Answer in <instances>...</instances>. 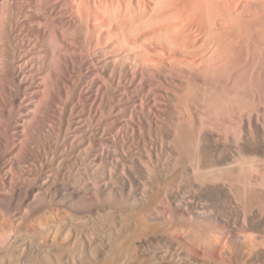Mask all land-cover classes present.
I'll return each mask as SVG.
<instances>
[{"label": "rangeland", "instance_id": "374dc122", "mask_svg": "<svg viewBox=\"0 0 264 264\" xmlns=\"http://www.w3.org/2000/svg\"><path fill=\"white\" fill-rule=\"evenodd\" d=\"M260 6L262 7L260 8ZM256 7L257 6H252L251 8H249L250 14L248 12H243L241 15L242 18L239 15H237V17H234L235 14L230 15V19L232 18V16L233 18L232 20L229 19V24H233L231 25L232 28H236H234V30L230 26L228 32L230 30L234 31H232V33L230 31L228 33L229 36L226 34V39L229 41L228 42L226 40L228 43L227 48H229L227 50L229 52L227 54V59H230H228V62L226 63L227 65L225 64L226 66H224V68L222 67L223 65H220L219 59H217L218 63L215 60V62L219 64V67H217L215 62L213 64V67L214 69L216 68V71L211 66L213 70L209 71H211L212 74L210 73L208 77H200L197 79V87L194 88V92H196V95H198L197 98L193 97L195 93L194 95L187 93L189 92H186L187 88L185 91H183L180 90L181 87L178 86L180 87L178 91V87L175 88L171 84L168 85L167 83L166 85L165 83H163V81V84H161V82H156L155 85V81H151L153 82L152 84L154 86L151 84V82L148 81L149 83H147L151 85L150 87L146 84V82L142 84L136 83V85L134 83L135 86L131 84L132 87L129 86L131 89L127 87V89L125 90H118L117 87H115L116 90L112 87L99 88L93 74H88V72L85 73L78 66L71 71V68L68 69L69 67L65 69L63 64V66L61 64L58 65L59 69L57 68V70H53L57 73L54 72L52 74L53 76H50L51 78L53 77L52 79H47L50 84L46 82V84L48 83V87L45 85L47 87L46 89L41 88L42 90L40 89L41 91L38 90L37 92V89H35V87L33 88L32 86H29L26 89L20 88L17 82L18 78H25L26 81L30 83L31 80L36 77L35 73H33L34 67L33 69L28 70L27 68H24V64H28L30 61L31 63L29 64H35V62L32 61H34L33 56H36V53L37 57L39 54L41 58L48 55L50 56V52L49 54H45V52H47L49 47L51 46L52 48L54 47L56 49L57 47H55V45L53 46L52 44H55L57 41L54 42V39L52 40L51 38H49L51 36L48 33L47 35L45 33V36L41 35L43 38L47 37L46 39L44 38V41L40 40L42 39L41 36H36L37 32L34 31L30 33L23 31L25 34L24 35L23 32L21 30L19 32L18 29L16 32L14 31V33H10V35L8 36L9 38L6 37V39H4V44L6 46L8 44L6 49L9 50H7L9 54L7 53V55L10 57V59L13 60L12 62H8L9 64L6 65L8 70L5 69L6 67H3V70H1L2 74H0V81L2 80L0 82V108L2 107L0 109V128L2 127L0 129V164L2 166L6 162V166L8 165L9 167H12L10 166L11 161L15 162L16 165H13V171L15 174L18 173L16 176V180L18 182L16 181L17 183L15 184H18V186L20 185L22 187H19L20 189H18V186L16 185V189L20 191H18L19 193H17L16 195H10V198L8 199H0V225H6L8 223L7 225L11 224L13 228L20 225V227H30L33 221L37 222L38 219L39 221H50L53 219V217H63L65 214L69 213V209L67 210V208L63 207L64 201L68 200L69 198L72 199L71 197H73L72 194H70L71 192L69 191L70 187L75 182H80L82 178H84L85 167L86 170L88 167V159L90 160L95 155V153L97 155L99 154L98 156L99 158H101V164L99 163L100 165L97 167L100 171L102 169H110L112 165H116V162L117 164L123 163L122 165H126L125 169L128 170V164L131 163V161L139 163V159L143 160L145 158L144 160H146L145 152L146 150H148L147 152L151 153L153 159V165L151 163V166L154 170L153 179L155 182H153L167 183L170 181L172 187L169 191L170 193L168 192L167 194V201L169 203L167 212L165 211V215L160 214L159 216L153 217L151 221L155 225H153V231L157 234L159 233L160 236L158 235V238L161 237V240L163 241L157 239L156 242L153 241L149 243L142 253L136 252L139 254H137V256H139L138 259H140L138 260L139 264H264V6L263 4L259 5V10L258 7ZM26 33L30 36L29 38H26L28 37ZM31 33L34 35L32 36ZM34 36H36L40 41ZM31 38L37 42L35 43L31 40ZM27 42L29 44L31 42H34L36 48L39 46L40 47L39 49L37 48L36 51L34 50L36 48L33 49L34 44L31 43L29 45ZM39 43L41 45H39ZM65 44L66 43H64L63 45ZM56 45H58L59 48V42ZM27 46L28 48H26ZM41 47L43 49L45 48L44 52L42 51ZM52 48H50V50ZM34 51H36V53ZM216 53L217 52H215V55ZM197 56L199 58L202 57L200 55ZM198 57H196L197 61H203V58H200L198 60ZM40 60L42 59H39V61ZM43 61L44 63L47 62L48 64L47 59L46 61L45 59H43ZM201 62L198 63L200 64ZM38 65H40V63ZM199 67H201V65H199ZM25 69H27L28 71H25ZM222 70H225L224 73ZM6 73H9L10 75H7ZM30 74L32 75L30 76ZM68 81H72L71 84L70 82L68 83ZM74 82L76 83L74 84ZM182 82H184L185 85V81ZM64 84L69 85L68 92H71L72 96L70 95V93H67L68 95H70L69 97L68 95H65V93L63 92V89L65 87ZM167 88L171 89H169L170 91L168 90L169 92H171L172 90L178 91L177 94L180 91L182 92V94L183 92H185L187 93V97H189L188 94H190L193 99L188 98L186 99V102L185 97H182L184 96V94L181 95L180 92V94L178 95L182 97V100L184 98V101L186 103L178 100V96L176 94L175 98H177V100L175 101L177 102L176 104H174L175 98L173 97V95H170L171 93H166L165 90ZM183 89H185V87ZM32 91L39 94H37L36 96V94H33ZM175 91L172 93L174 94ZM55 93H57V96ZM202 94L206 98H204ZM14 96L18 98H15ZM44 96L47 98H44ZM60 96L62 99L59 98ZM66 96L68 98H66ZM22 97L24 99H22ZM70 97L73 98L70 99L71 101L69 100ZM172 97L174 99H171ZM38 98H41L40 100L43 101V109L41 108L43 113L41 112L39 113L40 115L38 114L35 116L36 118H33V121H31L32 123L30 124V126H28L29 128L27 127L26 133L24 135L22 134L23 136L21 135L22 138H20L21 140L19 139L20 142L19 140L13 139L12 137L15 135L16 131L14 130V117L19 114L18 110L23 105H25V107H28L30 105L33 106V103L36 104L38 102ZM58 98L62 101L60 102ZM154 99L157 101H155ZM179 101L182 102V104H179ZM171 102L173 103L172 105H174L173 107L171 105ZM57 104L62 105L60 106V108L63 107L61 111H64V113L60 114L58 112L57 114L53 115L54 110L52 109H54V105ZM177 104L180 106H178ZM65 106L67 107V111L64 109ZM181 106L183 107V109ZM98 107L104 112L102 113L100 110H98ZM158 107L161 108V110L157 109ZM94 108L99 111V114L96 115H99V117L94 116L92 113L93 111H90ZM173 108L175 111L172 110ZM6 109H8L9 111ZM69 109L71 110L68 111ZM177 109H179L180 111H178ZM167 111L169 112V114ZM65 112L70 113L65 114ZM178 113L180 114L179 116L177 115ZM170 115H173L174 119ZM174 115L177 116L174 117ZM176 117H180L183 121L182 124H184L185 126L187 125V127H191L194 125L198 130L196 131L198 132V135H201V137H198L199 139L201 138L199 140L201 142H199L200 144L198 146V149H194L192 151L193 154L190 155L192 158L189 155L181 156L178 153L177 148H175L173 144H164V139L169 140L172 138L170 137V135L172 134L173 136V130L170 129L172 131L171 132L168 129L172 126L170 124L172 120V124L176 123L174 122L178 119H175ZM190 117H192V120ZM3 118L5 120H3ZM188 123H191L192 125H189ZM87 124L88 126H86ZM168 124H170V127L168 126ZM95 126L98 132H100L99 134L103 135L102 133H104V136L109 139V143L104 144V142H102L104 144L103 145L101 141L98 142L97 138V141H95V135L93 134V131H91L95 129ZM194 126L191 128H194ZM93 127L94 129H92ZM66 131L69 134L66 133ZM149 136L152 138H150ZM158 136L160 138H158ZM8 137L9 139H7ZM237 138H239V140ZM82 142L84 143V146H82ZM96 142H98V144L100 145H98V148L96 147ZM235 142H238V144H236ZM78 154L80 157L78 156ZM129 157L131 159H129ZM191 159H193L192 163H190ZM9 160L10 162H8ZM195 160H198L199 162H196ZM39 161L40 163L42 161V163L45 164V167L47 166L46 168L49 171H47L45 167L44 168L47 172H50L49 175H51L49 177V181L45 183V188H43L42 190L43 192L40 191L38 195H36L38 199L36 198L33 200V202L35 203L34 204L30 200V197H28L29 195H27V191H29V188L31 186L33 187V184L31 183V185L29 184V186L28 184L23 183L24 185H21L22 183L20 182V180L22 176L25 177L29 175L27 173H30V168L36 166L38 167L40 164ZM82 161L85 162L83 163ZM17 163H19L21 166ZM196 165L198 167H196ZM197 168H199L200 170L202 169V171L199 170V174L197 173ZM96 169L94 170L95 173ZM131 170L133 174L135 173L134 176H136V179H134L133 181V187L131 188V190L128 189V191H126L124 198H122L123 201L121 199L120 203H132L133 206L138 209L142 203L140 204V201L137 198H140L143 192L141 191L142 189L140 188L137 180L141 176L142 170L140 171L139 168H133ZM32 171H34V168ZM20 172L21 174H19ZM76 173L78 175H75ZM67 175L69 176L67 177ZM198 176L200 178H198ZM201 177L204 179H202ZM76 178L77 181H74L76 180ZM178 181H180L181 183ZM25 185H27L28 188ZM53 185L55 188H53ZM32 187L30 189L34 188ZM67 187L69 188V190H67ZM61 190L64 195L61 198H57L58 196L53 194V192H61ZM64 190L66 193L63 192ZM140 192L142 193L140 194ZM111 193L109 192L108 195H105V197L112 199L113 196ZM176 202L181 203V206L178 207L175 204ZM48 203L49 205H47ZM85 207H89V205L86 206L85 204ZM1 210L3 211V213ZM194 210L200 211L201 214H197ZM56 214L58 215L56 216ZM32 215H34L33 218ZM29 218L32 219V221ZM4 220L6 222H4ZM26 220L28 223L26 222ZM176 244H179L180 246ZM163 260L164 262H162ZM136 263L137 262H135L134 264Z\"/></svg>", "mask_w": 264, "mask_h": 264}, {"label": "bare ground", "instance_id": "6f19581e", "mask_svg": "<svg viewBox=\"0 0 264 264\" xmlns=\"http://www.w3.org/2000/svg\"><path fill=\"white\" fill-rule=\"evenodd\" d=\"M262 4L264 6V0H0V72H1V70H3V67H6V65L9 64L8 62H10V61L12 62V60H13V59H10V57L7 55L9 50L6 49V47L8 46V44H7V46L4 44L5 43L4 39H6V37H8L10 35V33H12V32L14 33V31L16 32L19 29V32H20V30L22 32L24 31V32H29V33L33 32V31L37 32L36 36H38V37H40L41 35L45 36V33H46V35L48 33L51 36V37L48 36L49 38H51L52 40L54 39V42L57 41L55 44H52L53 46L55 45V47L58 48V45H56V44L58 42L60 44L58 49L57 48L55 49L54 47L52 48V46L49 47L48 51L46 49V51L48 53L45 52V54H49V52H50V56L49 55L44 56V57L42 56L43 58H41L39 56V54L37 57V53H36L37 48L39 49L40 46L36 48V45L34 44V42L36 43L37 41H34L31 38V40L34 41L33 43L31 42L32 44H34L33 49L36 48V49H34V50H36V51H34L36 53V54L34 53L36 56L32 55L33 59H34V61H32V62H35V64H33V63L29 64V63H31V61L28 64H24L25 63V61H24L23 64L25 66L24 68H27L28 70L33 69V67H34V69H36V70L33 69V73H35L36 77H34L33 80L29 79V80H31L30 83L27 82L25 78H18L17 82H18V85L20 88L26 89L27 87L32 86L33 88L35 87V89H37V92H38V90L41 91L42 90L41 88L46 89L48 87L47 86L48 83L50 84V82H48L47 79L48 80H49V78L52 79L53 77L51 78L50 76H53L52 74L54 72H56L53 70L54 69L57 70V68L59 67L58 65L63 64L65 69L69 67L68 69L71 68V71H72L73 69H75L78 66L85 73L88 72V74L89 73L93 74L95 77L94 79H95L97 86L99 88H102V87L103 88L104 87L105 88L106 87L107 88L108 87L115 88V87H117L118 90L119 89L125 90V89H127V87L131 86V84L134 85V83H135V85H136V83L142 84L145 82L150 87L151 85H149L148 83L151 81H155L154 85L156 82H159V83L161 82V84H163V83H165V84L167 83L168 85L171 84L175 88L180 86L181 87L180 90L185 91L187 88L186 92L189 91L187 93H190L191 95H194V93H195V95H196V92H194V88L197 87L196 86L197 85V79L200 77H208L210 75L211 71H209V70L214 69L213 64H214L215 60L217 61V59H219L220 65L221 66L223 65L222 67L224 68V66L227 65L226 63L228 62V59H230V58L227 59V57H228L227 54L229 53L227 50L229 48H227V45H228L227 41L228 40L226 39V36L227 35L229 36L228 33L231 31L230 30L228 32L229 27L231 25H233L231 23L229 24V19L231 17L230 15L235 14L234 17H237V15H239L241 17L243 12L249 13L250 12L249 8H251L252 6H257L258 10H259V5H262ZM261 7L262 6H260V8ZM248 13H246V14H248ZM232 18H233V16H232ZM232 18L230 20H232ZM231 28H232V26H231ZM234 28H232V29H234ZM234 30H232V31H234ZM237 30H239V29H237ZM232 31H231V33H232ZM24 32H23V34H24ZM33 35L34 34H32V36ZM36 36H34V37H36ZM29 37L30 36L28 35V37H26V38H29ZM41 38L42 39H40V40L44 41V38L46 39L47 37L43 38L41 36ZM61 41H62V43L63 42L66 43L65 44L66 46L63 45L64 43L62 44ZM46 43H45V45H46ZM39 45H41V44L39 43ZM9 46H11V45H9ZM37 46H38V43H37ZM26 48H28V46ZM50 48H52V49L50 50ZM41 49L43 52L45 51L44 50L45 48L43 49L41 47ZM12 50H14V49H12ZM215 52H217L216 53L217 56L215 55ZM20 55H21V53H20ZM40 55H41V53H40ZM197 55L202 56V57H200V58H203V61L201 60L202 62L199 60L200 58ZM46 57H49V58H46ZM196 57H198L199 61L196 60L197 59ZM38 58L42 59V60H40L41 62L39 61ZM43 59H45V61L47 59L48 64H47V62L44 63ZM26 61H27V58H26ZM38 62L40 63V65H38L39 64ZM198 62H201V63L199 64ZM21 63H22V61H21ZM217 63H218V61H217ZM217 63H216V65H217V67H219V64H217ZM198 64L201 65V67H199ZM211 66L213 69L211 68ZM5 69H7V67ZM27 69H25V71ZM68 69H67V71H68ZM12 70H14V69H12ZM225 70H226V68H225ZM74 71H76V70H74ZM224 71H223V73H224ZM61 73H63V72H61ZM0 74H2V72ZM31 75L32 74H30V76ZM24 76H26V75H24ZM33 76H34V74H33ZM63 76H65V75H63ZM216 76H217V74H216ZM65 78H67V77H65ZM65 80H67V79H65ZM162 81H163V83H162ZM182 81H185V85H184V82H182ZM46 82H48V83L46 84ZM69 82L71 84L72 81H68V83ZM9 83H11V82H9ZM75 83L76 82H74V84ZM152 83L153 82H151V84ZM181 83H183V84H181ZM64 85H65V87L63 89L64 90L63 92L65 93V95H68L69 93L71 95V92H68L69 91L68 90L69 85L68 84H64ZM79 85H80V83H79ZM183 85H184L185 89H183L184 88ZM56 87H57V85H56ZM180 87H178V91H179ZM72 89H74V88H72ZM129 89H131V88L129 87ZM169 89L167 88L165 90L166 93H168L171 90V89L170 90ZM209 89H210V87H209ZM0 90H1V87H0ZM115 90H116V88H115ZM33 91H34V89H33ZM79 91H81V90H79ZM174 91L172 90L171 92H169V94L171 93L170 95L171 96L173 95V97L175 98L176 97L175 95L177 94L178 91H175V93L173 94L172 92H174ZM97 92H98V90H97ZM180 92L178 94H180ZM198 92H197V94H198ZM222 92H223V90H222ZM16 93H17V91H16ZM187 93L183 92L184 96H182V97H185L186 102H187L186 99L192 98V96L190 94H188L189 97H187V95H186ZM33 94H36V96H37V94H39V93L33 92ZM42 94H43V92H42ZM55 94L57 96V93H55ZM155 94H157V93H155ZM169 94H168V96H169ZM178 94H177L178 100L183 101V103H186L184 101V98L182 100V97ZM183 94L181 92V95H183ZM70 95H68V97ZM195 95L193 97L197 98L198 95H196V96ZM4 97H6V96H4ZM68 97L66 96V98H68ZM173 97L171 99H174ZM203 97H204V95H203ZM15 98H18V97H15ZM44 98H47V97L44 96ZM59 98H61V96ZM204 98H206V97H204ZM22 99H24V98L22 97ZM40 99L38 100V102L36 104L33 103L32 104L33 106L30 105L28 107H25V105H23L20 107V109L18 110L19 114L14 117L15 119L13 118L15 120L14 121L15 129L14 130H16L15 135L12 133L14 135L12 137L13 139L19 140L20 138H22L21 135L22 134L24 135L26 133L27 127L30 126V124L32 123L31 121H33V118H36L35 116L42 112V109H43L42 106L44 104H43V101ZM70 99H73V98L70 97L69 100ZM175 100H177V98L174 99V102H175L174 104H176V102H177ZM61 101L62 100H60V102ZM67 101H68V99H67ZM72 101H74V100H72ZM155 101H157V100H155ZM170 101H172V100H170ZM52 102H53V100H52ZM110 102H111V100H110ZM172 102H171V105L173 104ZM27 103H28V101H27ZM47 104H48V102H47ZM58 104L54 105L55 108L52 109V110H54L53 115L57 114L58 112L60 114L64 113V111L63 112L61 111L63 107L60 108V106H62V105H58ZM179 104H182V102H180ZM96 106H98V105H96ZM173 106L174 105H172V107ZM178 106H180V105H178ZM66 108L67 107L65 106L64 109L66 110ZM70 108H71V106H70ZM157 109L161 110V108H159V107ZM182 109H183V107H182ZM6 110H8V109H6ZM70 110L71 109H69L68 111H70ZM98 110H100L102 113L104 112L101 109H99V107H98ZM172 110L175 111L174 108ZM177 110L180 111L179 109H177ZM90 111H93L92 113L94 116L99 114L98 113L99 111H97L95 108L93 110H90ZM109 111H111V110H109ZM69 113L70 112H68V113L65 112V114H69ZM179 113L177 114L178 116L180 115ZM65 114H63V115H65ZM168 114H169V112H168ZM53 115H52V117H53ZM177 115H174V117ZM70 117H72V116H70ZM96 117H99V115ZM171 117L173 118V115ZM177 118L178 117H176L175 119H177ZM190 118L192 120V117H190ZM3 120H5V119L3 118ZM248 121H250V120H248ZM85 122H86V120H85ZM171 122H170V124L172 126L170 127V124H168V126L170 127L168 130H170V129L173 130V132L170 130L173 133V136H172V134L170 135V137H172L171 139H169L170 141L167 139H164L165 140L164 144L165 145L166 144L167 145L173 144L174 147L177 148L178 153L181 156H184V155L190 156L191 154H193L192 151L194 149L195 150L198 149V146L200 144L199 142H201V141H199L201 138L199 139L198 137L199 136L201 137V135H198V132H196L198 130L194 125H193L194 128H191L193 126H191V127L189 126L190 127L189 128V127H187V125L185 126L184 124H182L183 121L180 117L174 121L176 123L173 122L174 124H172ZM186 123H187V121H186ZM59 125H60V123H59ZM86 126H88V124ZM140 128H142V127H140ZM92 129H94V127ZM91 131H93V134L95 135V141L98 140V142L101 141V143L104 142V144L109 143V139L106 136H104V133L101 132L103 135L99 134L100 132H98L96 126H95V129L91 130ZM59 132H60V130H59ZM201 132H203V131H201ZM66 133H68V132L66 131ZM148 133H149V131H148ZM4 135H5V133H4ZM66 136H68V135H66ZM96 138H97V140H96ZM150 138H152V137H150ZM158 138H160V137L158 136ZM7 139H9V137ZM93 139H94V137H93ZM237 139L239 140V138H237ZM20 140H19V142H20ZM98 142L95 143L97 148L99 145ZM238 142H240V141H238ZM238 142L237 143L235 142V143L238 144ZM53 144H54V142H53ZM55 145H57V144H55ZM90 145H91V143H90ZM90 145H88V146H90ZM82 146H84V143ZM82 146H79V147H82ZM42 148H44V147H42ZM85 148H87V147H85ZM148 148H150V147H148ZM80 149H78V150H80ZM16 151H18V150H16ZM147 151L148 150H146V152H145L146 153L145 154L146 160H144L145 158L143 159L144 161L139 159L138 160V161H140L139 163L131 161V163L128 164V168H129L128 170L125 169L126 165L123 166L122 165L123 163L117 164V162H116V165H112L113 168L111 167L110 169H102L101 171L97 168L101 164V158H99V156H98L99 154L97 155L95 153V155H94L92 153L94 156L92 155L93 157L90 160L88 159L89 162H87L85 160L88 163V167H87V170L85 167L84 178H82V180L79 178L81 180V181L79 180L80 182H75L73 185L70 184V185H72L70 187V190L68 187H67L68 189L65 188V189L69 190L71 192L70 194H72V196H73V197H71L72 199L69 198L68 200H65L64 205L62 204L64 208H67V210L69 209L68 214H65L61 218L52 216L53 219L50 221H46V220H40L39 221V219H38V221L36 220L37 222L33 221L32 225H30V227H20L21 226L20 225L18 227L13 228L11 226V224L7 225L8 223L6 225H0V264H131V263L134 264L135 262L138 263V260H140V259H138L139 256H137L138 253H136V252L142 253L149 243H151L153 241L156 242L157 239H159L160 241H163V240H161V237L158 238L160 236L159 233L157 234L153 231L154 230V228H153L154 224L151 221H152L153 217L159 216L160 214L163 215L165 213V211L167 212V209L169 208V203L167 201V194L172 187V184L170 183V181L167 183H162V182L160 183V182L156 181L157 183H154L155 182L153 179V174H154L153 171L154 170L151 166L153 159H152L151 153L147 152ZM15 152H13V153H15ZM41 152H40V154H41ZM65 152H67V151H65ZM87 152H89V151H87ZM15 154H17V153H15ZM40 154H39V156H40ZM140 155H141V153H140ZM78 156H79V154H78ZM78 156H77V158H78ZM120 158H122V157H120ZM132 158H133V156H132ZM129 159H131V158L129 157ZM187 159H189V158H187ZM15 160H17V159H15ZM192 160L193 159H191L190 163H192ZM8 162H10V160ZM62 162H64V161H62ZM0 163H1V161H0ZM5 163L2 166L0 164V199L1 200L3 198H5V199L10 198L9 197L10 195H16L17 193L20 192L18 190V189H20L19 187H22L20 185L18 186V184H15L18 182L16 180L17 179L16 176L18 173L16 172L17 174H15L13 171L14 170L13 165L15 164V162L11 161V164L8 163L12 167H9L8 165L6 166ZM19 163H17V164H19ZM39 163H40V161H39ZM42 164H43L42 161L38 167L34 164L36 167H33L34 165L31 166L34 168V171H32L33 168H30L31 169V171L29 170L30 173H27L29 175H27L25 177H23L21 175L22 178L20 177L21 178L20 182L22 183L21 185H24L23 183H26L28 185L29 184L31 185V183L33 184L34 188L31 186L33 189H30L31 188L30 187L29 191H27L28 192L27 195H29L28 197H30V200L32 202L34 199L37 198L36 195H38V193L40 191L43 192L42 190H43V188H45L44 187L45 183L47 181H49V177L51 175V174L49 175L50 172H47V171H49L46 168L47 166L45 167L44 166L45 164H43V165ZM199 164H197V165H199ZM152 165H153V163H152ZM197 165H196V167H198ZM44 167L46 168L47 171L45 170ZM103 167H104V165H103ZM133 168H139L140 171L142 170L141 176L137 180L138 184L140 185V188L142 189V190L141 189L140 190L143 192V193L140 192V194L142 193V196L141 197L139 196L140 198H137L140 201V204L142 203L138 209L135 208V206H133L132 203L131 204H121L120 203V200L122 198H124L126 191H128V189L131 190V188L133 187V181H134V179H136L135 178L136 176H134L135 173L133 174V172L131 170ZM199 168L196 169L198 174H199V170H200ZM21 169H23V168H21ZM80 169H81V167H80ZM95 169H96V173L94 171ZM26 170H27V168H26ZM130 170H131V172H130ZM174 170H175V168H174ZM200 171H202V169ZM24 172H25V170H24ZM52 172H54V171H52ZM89 172H91L92 174ZM115 172H116V175H115ZM19 174H21V172ZM75 175H78V174L76 173ZM68 176L69 175H67V177ZM181 176H183V175H181ZM77 178L74 181H77ZM198 178H200V177L198 176ZM202 179H204V178H202ZM178 182H180V181H178ZM14 184H15V186H14ZM16 185L18 186V189H16L17 188ZM25 186L27 187V185H25ZM61 187H62V185H61ZM53 188H55L54 185H53ZM62 190H61V192H59L60 190L56 191V192L54 191L55 193L53 192V194L57 195L58 196L57 198H61L64 195V193H62ZM63 192H65V190ZM109 192L110 193L112 192L111 193L113 196L112 199L105 197V195H108ZM50 194H52V193H50ZM11 198H13V197H11ZM134 199H136V198H134ZM40 201H41V199H40ZM122 201H123V199H122ZM124 201H125V199H124ZM22 204H23V202H22ZM85 204H86V206L89 205V207H85ZM175 204L178 207L181 206V203H179V202H176ZM47 205H49V203ZM60 207H59V209H60ZM185 207H186V205H185ZM27 210H29V209H27ZM41 211H43V210H41ZM60 211H62V210H60ZM5 212H4V215H5ZM195 212L197 214H201L200 211H195ZM2 213H3V211H2ZM29 213H31V212H29ZM42 214H44V213H42ZM45 214H46V212H45ZM37 215H39V214H37ZM57 215L58 214H56V216ZM33 216L34 215H32V218H33ZM30 220L32 221V219H30ZM4 222H6V221L4 220ZM26 222H27V220H26ZM23 226H25V225H23ZM187 226H188V224H187ZM155 229H156V227H155ZM175 243H177V242H175ZM176 245H179V244H176ZM171 246H172V244H171ZM172 249H174V248H172ZM179 251H181V250H179ZM164 258H166V257H164ZM162 262H164V260Z\"/></svg>", "mask_w": 264, "mask_h": 264}]
</instances>
